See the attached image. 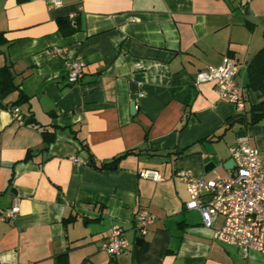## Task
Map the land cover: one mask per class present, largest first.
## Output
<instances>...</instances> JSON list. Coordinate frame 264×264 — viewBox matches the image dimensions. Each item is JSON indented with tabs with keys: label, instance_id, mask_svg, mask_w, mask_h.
Segmentation results:
<instances>
[{
	"label": "crops",
	"instance_id": "0c3cea01",
	"mask_svg": "<svg viewBox=\"0 0 264 264\" xmlns=\"http://www.w3.org/2000/svg\"><path fill=\"white\" fill-rule=\"evenodd\" d=\"M61 18L78 28L63 32ZM0 33V78L8 66L18 86L0 98V214L15 199L19 207L0 219V264H264L262 253L215 240L174 175L211 177L216 167L205 171L203 159L222 164L243 136L264 149V119H246L260 92L245 87L264 46V0H0ZM225 56L237 65L243 111L212 82H193ZM75 57L82 75L68 83ZM19 92L16 106L32 119L23 125L8 108ZM43 129L53 132L45 149ZM131 148L115 168L86 163ZM141 209L155 217L144 236L133 229ZM113 225L128 241L116 256L99 247Z\"/></svg>",
	"mask_w": 264,
	"mask_h": 264
},
{
	"label": "built area",
	"instance_id": "2783aa9c",
	"mask_svg": "<svg viewBox=\"0 0 264 264\" xmlns=\"http://www.w3.org/2000/svg\"><path fill=\"white\" fill-rule=\"evenodd\" d=\"M47 1L52 7L62 2ZM59 51L56 46L49 49L51 53ZM64 67L68 83H76L82 75V60L75 57L65 62ZM236 72V63L225 56L218 65L196 72L193 82H212L220 98L232 102L239 111H243V86L235 81ZM10 112L17 124H24V116L18 106H12ZM229 152L233 166L226 169L224 175L214 174L206 178L197 177L186 169L175 170L174 175L184 182L188 193L185 208L198 211L203 226L211 230L215 240L237 247L244 256L252 251L264 254V149L251 145L243 136L230 147ZM139 175L153 181L163 179L162 173L153 168H142ZM18 211V202L15 199L0 214V219L12 218ZM215 217L222 218L218 226L213 225ZM154 220L155 217L149 210L141 209L134 215L133 229L139 236H144ZM127 246L123 228L113 225L99 247L111 256H116L124 252Z\"/></svg>",
	"mask_w": 264,
	"mask_h": 264
},
{
	"label": "trees",
	"instance_id": "16d2710c",
	"mask_svg": "<svg viewBox=\"0 0 264 264\" xmlns=\"http://www.w3.org/2000/svg\"><path fill=\"white\" fill-rule=\"evenodd\" d=\"M58 23L59 24L66 23V26H68V28L66 30H63V32H66V33L73 32L78 28L77 20H75L74 24H72L70 20L66 18H61L58 20ZM1 37H2V34L0 33V38ZM1 69L3 70V72H2V77L0 78V98L5 96L7 93L12 91L13 89L18 88V86L12 82V77L9 73L8 66H2ZM246 78L247 80L245 83V87L250 88L255 91H259L260 96H261L255 103H251L246 109L247 122L250 124H256L261 119H264V46H262L247 63ZM22 99H24V96L23 94L19 92L18 98L12 101L10 104H8L9 110L11 109L12 106L18 105ZM22 114L24 116V124L27 122H32L31 118H28V116H25L24 113ZM40 132L42 135V142H43L42 147L43 149H45L47 148L48 144L53 139V132H49L44 129L41 130ZM30 151H31L30 149L27 150V153H30ZM134 151H135V148L128 149L112 157L111 159L107 161H101L99 163H96L92 159L91 154H89V157L86 163L96 166V167H101V168H115L117 166V162L121 158L125 157L126 155Z\"/></svg>",
	"mask_w": 264,
	"mask_h": 264
},
{
	"label": "water",
	"instance_id": "95a60500",
	"mask_svg": "<svg viewBox=\"0 0 264 264\" xmlns=\"http://www.w3.org/2000/svg\"><path fill=\"white\" fill-rule=\"evenodd\" d=\"M133 106H135V104H133ZM240 115V114H238ZM204 162V170L205 171H209L219 165H222V167L224 169H230L233 166V161L228 158L225 162H223L222 164H219V159L216 156H207L203 159ZM138 244L142 242V239L139 238L136 241Z\"/></svg>",
	"mask_w": 264,
	"mask_h": 264
},
{
	"label": "rangeland",
	"instance_id": "374dc122",
	"mask_svg": "<svg viewBox=\"0 0 264 264\" xmlns=\"http://www.w3.org/2000/svg\"><path fill=\"white\" fill-rule=\"evenodd\" d=\"M213 171V172H212ZM227 170H225L222 166H217L214 170H211V172L214 174H220V175H224L226 173ZM212 175V176H213Z\"/></svg>",
	"mask_w": 264,
	"mask_h": 264
}]
</instances>
